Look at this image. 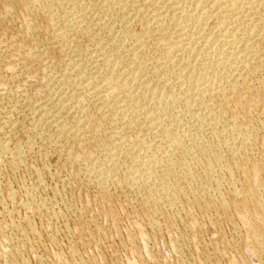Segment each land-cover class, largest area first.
I'll list each match as a JSON object with an SVG mask.
<instances>
[{
	"label": "bare ground",
	"instance_id": "bare-ground-1",
	"mask_svg": "<svg viewBox=\"0 0 264 264\" xmlns=\"http://www.w3.org/2000/svg\"><path fill=\"white\" fill-rule=\"evenodd\" d=\"M0 5H3L2 6L3 9L0 7V24H2V21L6 19H13L15 14H17L16 12L19 11L20 14L22 15L20 16L24 22V33L29 35L28 37L30 36L33 37L34 35H36L40 31L43 23H46L45 26L47 27L44 28H46L47 30L49 29L51 31V33L49 34H51V36L54 38L53 43L57 44V46L63 44L68 45L72 41V39L74 40L75 36L78 37L87 36L88 39H90L92 35L95 37V39L92 37L95 40V42L92 40L94 42V48L92 49L91 52L92 54H90V57L86 58L88 51L85 52L82 46L77 45L76 49L73 51L75 53V55L73 54L74 57H71V60L70 57L68 58L69 59L68 62H70L68 64L70 65L68 67L67 64L68 67L67 72L66 73L62 72L63 74L62 75L60 74L61 75L60 77L53 76V78L54 77L56 78L55 81H53L54 79L52 78L54 84H51L50 81H48L50 85H52L51 88L53 87L52 89L49 87L51 89V92L47 94V97L45 98L44 102L38 103L37 101L38 104L33 106L35 108L36 114L40 116L39 117L40 119L42 117L43 120V121L36 120L38 123H36L35 125L37 124L38 125L35 126L34 130L37 129L38 126L41 127V125L45 123L44 121L47 122L50 119H52V121L50 120L52 125L49 123L48 124L51 125L50 128L53 129L51 130L49 126L47 127L52 131V133L50 134L49 139L47 137L46 138L50 142H56L58 146H62V144L67 143V141L69 142L70 139L76 141L77 143L78 142L80 143V141L91 142L92 139L94 138L97 140V138L99 137V135L96 133L98 128L97 130L95 129V131H93L96 126L99 127L100 133L103 132L105 128L107 129L109 127L112 128V134L114 135L115 139L113 138V136L111 137L106 135L110 139L113 138L109 141V144H106L103 141H101L103 143L100 142L102 145L104 143L106 144L102 147L104 157L100 154V156L94 158L93 156H91L93 153L79 155L78 157L77 155H74L75 153H73L75 149L67 155L68 157L67 159H70V162L71 160L72 161L78 160L84 163L85 167H83L84 165L83 166L79 165L80 167L84 168L83 173H81L82 174L81 176L85 174V176H87L86 178L89 181H91V183L94 182V184L96 183L97 185L105 189L108 185L112 183L113 184L121 183V185L123 184L125 187L127 186L128 188H130V190L134 191L133 196H136L135 198L136 200L138 197H141V199L143 198L144 201L147 203V205L146 204L142 205L143 217L148 219L149 222L152 224V226L156 228L159 226V224H161V222L159 223L160 219L158 220V218L160 217H158V215L162 214L164 210L162 209L163 208L162 206L165 207V204H168V207L171 210L175 211V209L178 208V206L180 205L179 202L183 200H186L187 202L191 201L189 206L194 207L197 206L196 204H201V201L204 198L207 199L212 198L213 195L209 193L210 191L213 190L214 192L216 191L217 193H221L220 190L222 189L223 185H222V180L220 178L223 175H220V172H222L223 170L224 171L223 173L226 174V176H228L227 183L230 186L229 187L230 193L228 192L227 193L230 195L228 196L227 194L228 196L227 197L222 195L223 194L222 193L221 196L218 197V199L214 198L215 197L214 195L213 198L215 200L217 199V201L208 200L209 202L205 204L206 205L205 208L207 210L208 209L212 210L214 207L217 208L218 213L222 218L221 221L223 219L224 221L230 220L229 221L230 223L232 222V220L233 222L234 221L236 222L241 219L239 223L241 222L243 223L242 227L244 228V230H246L245 234H247V238L250 239L249 240L250 242L247 241L248 244L245 245V251L241 253L240 259L239 256L236 254L239 260L232 259L233 264H243L242 262L245 263L246 261L245 257L248 256L252 258L256 257L260 259L264 255V188H263L264 183L262 184V182H264L263 181L264 179L262 180V177L264 176L263 175L264 162H260L257 160L253 161L251 157H248L247 156L248 154L247 153L245 154L243 150L241 151V149L238 152L236 151V153L234 151L235 146H239V148L242 147L244 150H246V152L249 150L251 153V149H253L254 147L251 140L252 134H249L251 128H249L248 126H250V124L248 125L249 123L248 122L247 123L248 126H246L244 123L241 122V119L243 120L242 117L248 111L247 109L249 105L246 102L247 98L249 97L252 99L257 98V96H255V98L249 96L250 94L253 95V93H255L256 95V92H254L247 85L249 82L248 79L250 78L249 75H252L261 67H264V62L256 63V61L255 62L253 61L255 60V57H259L258 54L264 52L262 46V42H264V0H0ZM115 14H118V17H116ZM18 19L20 18L18 17ZM213 19H214L213 21L214 24L211 25L212 27H209L208 23L210 20ZM137 22L143 24V31H141V33L140 31H138L136 34V32H133L134 30L132 29V27L135 24H137ZM21 27L22 26L20 25V28ZM17 28H19L18 25ZM43 31H45V29ZM100 31H102V33ZM103 31L106 32L104 33L105 35H103ZM1 32H5V31H1ZM43 34L41 35L43 36ZM26 39L28 40V38ZM26 42L27 41H25V44L27 45ZM153 42L156 46V49H159V53L157 54L158 55L157 57L151 55L152 45H150V43ZM30 43L27 45V47H31L34 44L33 43L32 45H30ZM42 43L43 42H41V44ZM13 44L14 43H12V45ZM21 44L22 42L20 43V45ZM41 44L37 43V45H41ZM20 45L18 48L22 49L20 48ZM21 46L23 47V45ZM50 46L48 47L51 48ZM70 46H73L74 49L76 45L73 44ZM70 46H67V48L66 46H64L66 48L64 50H67L68 47ZM149 46L151 47L150 49ZM9 47H11V45ZM14 47L15 46H13V48ZM87 47H92V46H87ZM8 50L9 49H7V51ZM30 51L31 49H29L28 54L32 53V51L31 52ZM51 51L54 50H50V52ZM4 52L7 54L6 51ZM21 52H23V50ZM16 53L18 55L19 52ZM71 54L70 56H72ZM7 55H9V53ZM20 55L22 54H19L18 57ZM33 55L34 54H32V56ZM22 56H24V54ZM46 58H50V57L47 56ZM12 59H18V58H15L13 55ZM21 59L23 60V57ZM261 59L262 58H260V60ZM41 60H43L44 62L42 64L46 63L45 62L46 60L45 61L44 59ZM35 63L37 64V62ZM21 66H24V64L23 65L21 64ZM25 68H23V70ZM28 69L26 68L25 71ZM64 71L66 70L64 69ZM27 73H25V75ZM47 75L48 76L50 75V79H46L45 78L46 76L45 77L43 76L44 79H46V82L47 80H51L52 74H47ZM17 76H21V75H17L16 73V77ZM27 76L28 75H26V77ZM47 84L48 83H46V85ZM49 88L47 87L45 89L50 90ZM259 88H258L259 93L261 91H264V79L262 80V83L260 84ZM7 90L9 91L10 89ZM2 91L4 90L2 89ZM2 91L1 93H3ZM5 97L7 98V96ZM3 98L1 97V99ZM250 98L248 101L251 100ZM8 100L10 101L11 98ZM12 100L14 99L12 98ZM256 100H258V98ZM259 100L262 101L261 99ZM216 102L219 103L217 107H216L217 104ZM231 102H234L235 107L233 108L234 111L231 110L232 112H234L233 122L231 128L228 129L226 125L227 123H224L226 121H224L223 116L224 113L229 110V105L231 104ZM19 103L18 104L16 103L15 106L14 104L13 106L12 104H7V105L12 106L15 110H13L9 106L8 107L11 108L14 112H17L18 110L19 111L22 110L20 109L22 105L23 108L27 107V109H29L30 106H32V104L29 103L30 106L28 108L29 104H27V106H24L27 102H25L24 104L22 103V105H20ZM257 103L259 102L257 101ZM246 104H247V108H246ZM252 104L255 105L254 101ZM89 106L95 107V110L99 112L97 116L93 114L94 110L91 111L90 109V111H88L89 108L87 107ZM30 110L32 112V108H30ZM4 112H6L5 108H4ZM8 114L6 113L7 116ZM248 114H251V112ZM255 115L257 114L255 113ZM3 116L4 115L0 116V119L2 117L1 120H4V122L1 123L3 130L1 129L2 132L0 133H3L2 135H4V137L0 136L2 138L0 139V147H1L0 153L2 154V156L1 155L0 156L1 157L9 156L8 164H10V169H12V171L13 170L15 171L16 169L18 170V168L21 167L22 164L25 162L24 158H26L27 155L24 154L27 151L29 145L25 143L26 141L25 138H24L25 141L23 140L25 144L22 142L15 143L16 141L14 142L15 144L12 143L13 139L11 138V133L10 132L7 133L4 130V128L7 129L9 126L12 125V122L16 120L12 121L7 116H6L7 118L5 117L6 118L5 120ZM251 117L253 118L252 115ZM32 119L34 120V118ZM22 121L23 120H21V122ZM249 121L251 122L250 119ZM257 124L258 123H256V125ZM46 125L47 124H45V127ZM139 126H143L144 127L143 130H145L147 133H145L144 135L143 133L141 134L139 132L142 136L139 137L138 134L137 136L135 134L136 137L132 138L131 135L132 133L130 132L131 133L130 134L128 131L133 130L132 132L134 131L137 132V127ZM29 128L30 127H28V130ZM138 129L141 128L139 127ZM18 130L19 129L17 128V131ZM12 132L14 131L12 130ZM29 133H34V131H32L31 129V132ZM46 133L48 135L47 130ZM112 134L110 132V135ZM127 134L131 135L132 139L130 138L125 139V136H127ZM39 136L36 137L38 138ZM207 137H211L210 139L212 140L208 139ZM123 138L126 140L125 143L123 142L121 143L120 141L117 142L118 140H121ZM263 138H261L262 140L260 142L263 141ZM255 141L257 142V139H255ZM260 142L258 143L261 144ZM42 144L43 143L41 142L40 146H42ZM99 144L98 145L96 144L98 149L100 147ZM71 146L73 148V145ZM35 148L36 146L34 147V149ZM239 148L237 147V149ZM94 150L96 151L97 149ZM97 152L99 151L97 150ZM38 153L39 152H37V154ZM43 153H45L44 150ZM224 153L225 154L229 153V155L231 154L233 159L232 162L229 163V165L226 164L227 163L226 161L225 163L227 165L226 168L224 167L225 164L223 165L224 159H227L226 155H225L226 158H224ZM262 155L264 156V153ZM246 156L248 158H246ZM2 162L0 160V164L5 163ZM121 168H124V170L123 169L122 170L123 171L126 170V171L121 172ZM236 170H239L240 172L243 173L242 174L243 177L241 179L240 177L237 176ZM74 175L72 176L74 177ZM83 177L79 179L82 180ZM193 182L196 183L197 186L205 185L204 190L202 191L197 189L196 191L193 192L192 195L189 188H185V186L183 185L187 183L190 184ZM239 183L241 184V187L238 186ZM42 184H44V182ZM37 188L38 187H36V189ZM108 188L110 187L108 186ZM119 189L122 188L120 187L118 188V190ZM99 190H101V188H99ZM126 193L127 191L125 192V195ZM209 194H211L212 196L210 197ZM191 195L192 198L189 199ZM207 199L204 200L207 201ZM32 201L35 202L36 199ZM40 203L42 202L40 201ZM213 204L215 205L213 206V208H211ZM30 205H32V203ZM30 205L28 204L29 207H31ZM28 206L27 209L31 213V210H29ZM187 208L188 206L186 207V211H185L187 212V215L193 213L192 211L194 209L190 211L191 209L188 208L187 210ZM27 209L25 208L24 210ZM178 211H180V209H178ZM230 212H233L236 215H238L240 219L239 218L238 220L231 219L228 215ZM177 214L179 213L177 212ZM172 215L174 216V213ZM195 215H197L196 212ZM204 215H206V212ZM169 216H171V214ZM174 217L177 216L175 215ZM174 217L173 219H175ZM196 220L197 219L195 217L194 221L196 222ZM174 221H171L172 229L173 228L176 229L177 227H179V225L176 226L177 222L175 221L176 222L175 223ZM188 222L190 221L188 220ZM197 224L198 222L196 223V225ZM190 226L192 227L191 222H190ZM185 227L186 226L184 225V229ZM242 227L240 228L238 227V228L241 229ZM186 228L188 232V227ZM191 232L194 233V231ZM236 232H238V230H236ZM185 233L182 232V234L180 235H182L183 237ZM194 234H196V231ZM10 238L12 239L13 237H11L10 235ZM231 238L232 240L235 239L233 237ZM3 240L7 241L6 239ZM188 241L191 242V240ZM232 242H234V240ZM237 242L239 243V241ZM221 243L217 245H220ZM172 244H174V242H172ZM207 244L209 245V243ZM22 247L24 246L22 245ZM71 250L72 252L74 251L73 249ZM9 252L13 253V251H9ZM221 252L219 251V253ZM244 254L245 256H243ZM73 255H75V253ZM229 255H225V256L228 257ZM232 255L233 254H231V256ZM11 256L13 257V254ZM232 257L235 259L234 255ZM256 258L254 259L256 260ZM75 261L76 263H81L79 260H75ZM14 264L16 263L14 262ZM85 264H89L87 260L85 261Z\"/></svg>",
	"mask_w": 264,
	"mask_h": 264
},
{
	"label": "rangeland",
	"instance_id": "rangeland-1",
	"mask_svg": "<svg viewBox=\"0 0 264 264\" xmlns=\"http://www.w3.org/2000/svg\"><path fill=\"white\" fill-rule=\"evenodd\" d=\"M2 6L3 5H0V7L3 9ZM16 13L17 14L19 13L18 14L19 16L17 14H15L13 19H6V20L2 21V24H0V34H1L0 35V58L4 59V61H3V59H0V77H1L0 78V90L1 91H2V89L4 90V91H2L3 93H1V91H0V100H1L0 104L2 105V106L0 105V110L3 109L2 111H0V114H1L0 116L4 115L3 117L5 118L7 116L6 113L7 114L9 113L7 117L9 119H11L12 121L16 120V121L12 122V125L7 128L8 130L4 128V130L7 133H9V132L11 133V138L13 139L12 143H14L15 141H16L15 143H18V142L24 143L23 140L25 138L26 141L25 140L24 141L29 146L27 148V151L24 154V155H27L26 158H24L25 156L23 157L25 162L22 164L21 167L18 168V170L16 169L15 171L14 170L12 171V169H10V164H8L9 163L8 162L9 156L1 157L2 154L0 153L1 162L2 161L5 162V163L2 162L3 164H0L1 165L0 169H2L4 167L2 170H0V199H1L0 200V202H1L0 203V220H1L0 221V264H14V262L16 264H63V263L64 264H68V263L69 264H81V263L85 264L86 260L89 264H91V263H93V264H102V263L103 264H193V262H194V264H233V260L238 259V256L240 259L241 253L243 251H245V245L248 244V242H250L249 241L250 239H248L247 234H245L246 230H244V228L242 227L243 223L242 222L239 223L241 221L239 216L233 212H230L228 215L231 219H234V220H238V218L240 219L236 222L235 221L233 222V220H232V222H230L231 223L230 224L229 223L230 220L224 221V219H223L221 221L222 218H221L220 214L218 213L217 208H215V207L213 208V206L215 204L212 205V207H211V208H213L212 210L211 209L207 210L205 208V206H206L205 204L209 202L208 200L217 201L218 197H220L222 193H223L222 195H224V196H227V194L230 193V188H229L230 186L227 183L228 176H226V174L223 173L224 172L223 170H222V172H220V175H223L220 178L222 180V185H223L222 189L220 190L221 193H217L216 191L214 192L213 190L209 192L213 196L215 195L214 198H217L216 200L213 198V196L211 194H209V196L210 197L212 196V198H210V199L204 198L205 200L207 199V201H205L203 199L201 201V204H196L197 206H194V207L189 206L191 201L187 202L186 200H183V201L179 202V204L181 205L184 203L183 204L184 206L181 205L182 206L181 207L179 205L178 208L175 209V211L171 210L168 207V204H165V207L162 206L163 207L162 209H164L163 210L164 213L162 212L161 215H158V217H160V218H158V220L160 219L159 223L161 222V224H159L158 227L154 228L152 226V224L149 222V220L143 217L142 205L143 204L147 205V203L144 201L143 198L141 199V197H138L139 199L137 198V200H136L135 199L136 196H133L134 191L130 190V188H128L127 186L125 187L123 184L121 185V183L120 184L119 183H115V184L112 183V184L108 185L110 188H108V186L106 187L107 190L105 188L100 187L96 183L94 184V182L91 183V181H89L86 178L87 176H85V174L83 175L84 177L81 176L82 175L81 173H83V170H84L83 167H85L84 163L81 161H78V160H74V161L71 160V162H70V159H67L68 158L67 155L69 153H71L74 149H75L74 150L75 152L73 151V153H75L74 155H77L78 157H79V155L89 154V153H91V154L93 153L91 156H93L94 158L100 156V154L104 157L102 147L106 144H109V141L111 139H113V138L115 139L114 135L112 134V128L109 127L108 128L109 130L107 128H105L104 131L102 130L103 132L100 133L99 127L96 126L93 131H95V129L97 130V128H98V130H97L98 132L96 131V133L99 135V137L97 138V140L95 138L92 139V141H91L92 143L80 141V143H82V144H80L79 142H78L79 143L78 144L76 141H73L72 139H70L69 142L67 141V143L62 144V146H58V144L56 142H50L48 140L50 134L52 133L51 130L53 129V128H50V126L52 125V123H51L52 119H50L51 121L50 120L47 122L44 121L45 123H43L41 125V127L38 126V128L36 127L37 129L34 130L35 126L38 125V124L35 125L36 123H38L36 120L41 121L42 117H41V119L39 118L40 116H38V114H36L35 108L33 106L37 105L38 103L44 102L45 98L47 97V94H49L51 92V89L53 88V87L51 88L52 85H50V83L54 84L53 81H55V79H56L55 77H60L63 74L62 72H65V73L67 72L68 67L70 65V64H68V63H70V62H68L69 61L68 58L70 57V60H71V57H74L75 53L73 51L76 49L77 45L82 46L83 50L85 52L88 51L86 58L90 57V54H92L91 53L92 49L94 48L95 37L92 35V37L94 39L91 37L90 38L91 40H90V39H88L87 36H80V37L75 36L74 40L72 39V41L70 42L71 44L70 43L68 45L63 44V45H59V46H61V47H59V46H57V44L53 43L54 38L51 36V34H49V33H51V31L49 29L48 30L46 29L47 28L45 26L46 23L42 24L40 31L36 34L37 37H36V35H34L33 37H31V36L28 37L29 35L24 33V22H23V19L21 18L22 15L20 14L19 11H17ZM115 16L118 17V14H115ZM18 17L20 19H18ZM14 19L17 21H15ZM14 21H15V23H14ZM213 21H214V19L209 21V23H208L209 27H212L211 25L214 24ZM9 22L12 24H10ZM16 24L18 25L19 28H17ZM20 25L23 28L22 27L20 28ZM44 27H46V28H44ZM133 27H132V29L134 30L133 32H136V34L138 31H140V33H141V31H143V24H141L139 22H137V24H135ZM140 27H142V28H140ZM44 29H45V31H43ZM1 31H5V32H1ZM46 31L48 34L46 33ZM18 32H20V33H18ZM100 32L102 33V31H100ZM104 33H106V32L103 31V35H105ZM24 34L26 37L24 36ZM41 34H43V36ZM19 35H20V37H19ZM45 36H47V37H45ZM26 38H28L29 41ZM20 39L22 42L21 45H23V47L20 45V43H21ZM81 40L82 41L84 40V41L82 42ZM25 41H27L26 42L27 45L30 42H32V43H30V45H32L33 43L34 44L31 47H27V45L25 44ZM16 42H17V44H16ZM41 42H43V43L41 44ZM75 42H78V43H75ZM12 43H14L15 45L14 44L12 45ZM37 43H40L41 45H37ZM73 44L76 45L74 47V49H73V46H70ZM10 45H11V47H9ZM19 45H20V48H22V49L18 48ZM35 45H36V48H35ZM53 45H55V46H53ZM150 45H152V48L149 46V49L151 48V51H152L151 55H153L154 57H157L158 56L157 54L159 53V49H156L154 42L150 43ZM13 46H15V47L13 48ZM48 46H50L51 48H49ZM64 46H66V48H67V46H70V47H68L67 50H64V49H66ZM87 46H92V47H87ZM262 46H263V51H264V42H262ZM24 47H26V48H24ZM37 47H38V49H37ZM27 48L31 49L32 53L28 54L29 49H27ZM45 48L47 51L45 50ZM61 48H62V50H61ZM7 49H9V50L7 51ZM22 50H23V52H21ZM40 50H42V51H40ZM50 50H54L55 52L54 51L50 52ZM4 51H6L7 54L9 53V55H7ZM12 51L15 53H13ZM16 52H19L18 55L24 54V56L20 55L18 57ZM11 53H13V54H11ZM25 54H26V56H25ZM32 54H34V55L32 56ZM41 54H43L45 56V58ZM49 54H52V55H49ZM70 54L72 56H70ZM13 55L15 58H18V59H12ZM47 56L50 58H46ZM153 56H151V57H153ZM258 56L259 57H255V60H253V61L254 62L256 61V63L264 62V61H262V60H264L263 59L264 58V52H261L260 54H258ZM22 57H23V60L21 59ZM32 57H33V60H32ZM38 58H39V60H38ZM258 58H259V60H258ZM260 58H262V59L260 60ZM41 59H44V61L46 60L45 61L46 65L42 64L44 62ZM20 60L22 62L23 61L24 62L22 63ZM18 61H20V62H18ZM16 62H18V63H16ZM35 62H37V64L40 62L39 64H41V65H39V64L37 65ZM21 64L22 65L24 64V66L27 69L28 68L29 69L25 71L26 68L24 66H21ZM28 64H29V66H28ZM67 64H68V67H67ZM11 65H13V66H11ZM34 65H35V67H34ZM19 66H20V68H19ZM21 67H22V70H21ZM23 68H25V69L23 70ZM63 68L66 71H64ZM261 68L264 69V67H261ZM261 68L252 74L253 77H252V75H249L250 78L249 77L248 78L250 80L248 79L249 82L247 84L254 92H256V95H255V93H253V95L250 94L249 96L254 97V98H255V96H257L258 100H256L257 98L252 99L249 97L252 101L251 100L248 101L249 98H247L246 102L249 105L247 112L248 113L251 112V114H248L246 112V114H245L246 116L244 115L242 117L243 120H245V121H243L241 119V122L244 123L246 126H248L250 124V126H248L249 128H251L249 134H252L251 140H252L254 147H253V149H251V153L249 150L246 152V150H244L242 147L239 148V146H235L236 149L234 148V151L236 153V151L238 152L241 149V151L243 150L245 154L247 153L248 154L247 156L251 157V159L253 161L257 160L260 162H264V156L262 155L264 153V138H263L264 137V133H263L264 132V122H263L264 121V91H261L260 92L261 94L258 92V88H259L260 84L262 83V80L264 79V78H262V77H264V71ZM3 70H4V72H3ZM24 72L25 73L28 72L26 74V75H28L27 77H26ZM46 72H47V74H52L51 80H47V82H46V79H50V75L48 76L46 74ZM262 72H263V74H262ZM16 73H17V75H21V76H17L18 79L16 77ZM2 74H4V75H2ZM43 76L44 77L46 76L45 77L46 79H44ZM53 76H55V77L53 78ZM254 76H255V78H254ZM11 77H13V78H11ZM22 77H24V78H22ZM48 81H50V83ZM46 83H48L49 85L47 84L48 85L47 86ZM255 83H257V84H255ZM45 85H46V87H45ZM47 87L48 88L50 87L51 89L50 88H49L50 90L45 89ZM6 88L10 89V90L8 91ZM256 88H257V90H256ZM47 91H49V92H47ZM4 93H5V95H4ZM8 94H9V96H8ZM43 95H46V96H43ZM261 95H263V96H261ZM5 96H7V98ZM1 97L2 98L5 97V98L1 99ZM24 97H26L27 99ZM39 97H41V98H39ZM10 98H11V100L9 101L8 99H10ZM12 98L14 100H17V101L19 100V101L18 102L14 101V100H12ZM29 99H31V100H29ZM36 99H39V100H36ZM259 99H261L262 101H260ZM2 100H3V102H2ZM28 100H29V102H28ZM33 101H34V103H33ZM37 101H38V103H37ZM253 101H254L255 105L252 104ZM257 101L259 103H257ZM15 102L17 104L19 102H21V103H19L20 105H22V103L24 104L25 102H27L24 106H27V104L31 103L32 106H30V104H29L28 108L30 106V108H32V112H31L30 108L27 109V107H24V108H26V109H24L22 107L23 105L20 107V109H22L23 111L20 110L21 111L20 112L18 110L17 112H14L13 110H15V109L12 106H13V104H14V106L16 105ZM5 104L6 105L12 104V106H10V105L6 106ZM218 104L219 103L216 104V107L218 106ZM247 104H246V108H247ZM230 105H229V110L227 112H225L224 116H223L224 121H226L224 123H227L226 125H227L228 129L231 128V126H232L234 112H232L231 110H233V108L235 107L234 102H231ZM8 106L11 107L13 110L11 108H9ZM4 108H5L6 112H4ZM87 108H89V110L87 109L88 111H90V109H91V111L94 110L93 114L95 116H97V114L99 113V112H97V110H95L94 106L93 107L89 106ZM251 108H252V111H251ZM236 110H237V108H236ZM220 112H222V111H220ZM254 112L257 115H255ZM3 113H5V114H3ZM19 113L20 114L22 113L23 115L22 114L20 115ZM229 114H231L232 116ZM11 115H12V117H11ZM34 115L36 116L37 119L35 118ZM225 115L227 116L228 119L226 118ZM248 115H249V117H248ZM251 115L253 116V118L251 117ZM32 116H34V117H32ZM6 118H5V120H6ZM12 118H14V119H12ZM32 118H34V120ZM1 119H2V117H1ZM1 119H0V125H1V123L4 122V120H1ZM20 119L23 120L24 123H23V121L21 122ZM249 119L251 120V122L249 121ZM256 120L259 122H257ZM25 122H27V123H25ZM29 122H31L32 125ZM262 122H263V124H262ZM48 123L51 125H49ZM247 123H248V125H247ZM254 123H255V125H254ZM256 123H258L257 124L258 126L256 125ZM45 124H47L46 127H45ZM251 124L253 126H256V127H253ZM24 125H26V126H24ZM32 126H34V127H32ZM48 126L51 130L49 128H47ZM1 127H2V125L0 126V130L1 129L3 130V127L2 128ZM15 127H17L21 131H19V130L17 131V128H15ZM28 127H30L29 130H28ZM139 127L141 129H138ZM139 127H137V132L136 131L132 132L133 130L128 131L129 133L130 132L132 133V134L130 133L132 135V138L133 137L135 138L137 136V134L140 137V136H142L141 135L142 133L144 135H145V133H147L145 130H143L144 129L143 126H139ZM43 128L44 129L47 128L46 130L48 132V135L46 133V130H44ZM31 129H32V131H34V133H29V132H31ZM2 130L0 132H2ZM12 130L14 132H12ZM27 131H29V132H27ZM49 131H51V132H49ZM109 131L111 132L112 135H110ZM16 132L17 133L19 132V133L17 134ZM12 133H13V136H12ZM2 134L3 133H0V136L4 137V135H2ZM42 134H44V135H42ZM101 134L103 135V137ZM128 134H127V136H125V139H127V138L132 139L131 135H128ZM135 134H136V136H135ZM28 135L31 136L32 139ZM39 135L42 137H40ZM106 135L111 136V137L113 136V138L110 139ZM36 136H39V137L37 138ZM17 137H18V139H17ZM106 137H107V139H106ZM207 138L210 139L211 137H207ZM261 138H263L262 142H260L262 140ZM0 139H2V138L0 137ZM44 139H46V140H44ZM123 139L118 140L117 142L120 141L121 143L122 142L125 143L126 140L125 139L123 140ZM255 139H257V142L255 141ZM104 140H106L108 143ZM210 140H212V139H210ZM101 141L105 142L106 144L104 143L102 145L101 143H103V142H101ZM41 142L45 146L43 144H42L43 147L40 146ZM258 142H260L261 144H259ZM31 144H33V145H31ZM69 144L73 145V148ZM96 144L97 145L99 144V146H100L99 149L96 146ZM33 146L34 147L36 146V148L34 149ZM49 146H50V148H49ZM53 146H54V148H53ZM83 147H85L86 149ZM237 147L239 149H237ZM42 148H44V149H42ZM80 148H81V150L84 149L83 151L86 153L81 151ZM0 149H1V147H0ZM94 149H97L99 152L101 151L102 153L101 152L99 153V152H97V150L95 151ZM43 150L45 151V153H43ZM91 150L92 151L94 150L95 153H94V151L92 152ZM33 151L36 153H34ZM0 152H1V150H0ZM37 152H39V153L37 154ZM252 153L254 154V156ZM227 154L224 153V158H226V156H227V159H230V160L224 159L223 165L226 163V161H227L226 164L229 165V163H231L233 160L231 154L230 155H229V153H227ZM257 155H258V157H257ZM41 156H42V158H41ZM65 156H66V158H65ZM247 156H246V158H248ZM33 157H35V158H33ZM78 157H76V158H78ZM261 157L263 160L261 159ZM28 158H30V159H28ZM71 163H72V165H71ZM69 164H70V166H69ZM226 164L224 165L225 168L227 166ZM79 165L80 166L84 165V166L80 167ZM75 166H76V168H75ZM72 169H74V170H72ZM122 169L124 170V168H121V172L126 171V170L123 171ZM16 171H17V173H16ZM79 171H81V172H79ZM74 173H75V175L76 174L77 175L75 176ZM78 173L80 176L78 175ZM236 173H237V176L240 177V179L243 177V175H242L243 173L240 172L239 170H236ZM72 175H74V177ZM81 177H83L82 180L79 179ZM223 177L224 178L226 177V178L224 179ZM76 179H77V181H76ZM263 179H264V176L262 177V180ZM80 181H82V182H80ZM43 182H44V184H42ZM263 183L264 182H262V184ZM115 185H116V187H115ZM183 186H185V188H189L192 195H193V192L196 191L197 189L203 191L205 188V185L197 186L196 183H194V182L190 183V184H188V183L184 184ZM238 186L241 187V184L239 183ZM36 187H38V188L36 189ZM120 187L122 189L118 190V188H120ZM99 188H101V190H99ZM263 188H264V184H263ZM226 189L229 191H227ZM109 191H110V193H109ZM126 191H127V193L125 195ZM111 193H112V195H111ZM213 193H215V194H213ZM35 194H37V195H35ZM34 195H35V198H34ZM192 195L189 197V199L192 198ZM229 195L230 194H228V196ZM29 196L32 197L33 199L30 198ZM129 197H132V198H129ZM35 199H36L35 202L32 201ZM40 201L42 203H40ZM24 203H26L27 206H28V204L30 205L32 203V205H30L31 207L28 206L29 210H31V213H30V211H28L27 206ZM187 206L189 209H191L190 211H192L193 209L194 210L196 209V210L195 211L193 210L192 211L193 213H190V215H187V212H185ZM46 207H47V209H46ZM166 207L168 208L169 211L167 210ZM25 208L27 210H24ZM30 208H32V209H30ZM188 208H187V210H188ZM178 209H180V211H178ZM183 209H185V210H183ZM9 210H10V212H9ZM177 212L180 215L177 214ZM195 212L197 215H195ZM205 212H206V215H204ZM173 213H174V216L176 215L177 217H174L172 215ZM34 214H36V215H34ZM170 214H171V216H169ZM183 214H184V216H183ZM193 215H194V217H193ZM210 215L213 216L215 219L213 217H211ZM28 216H29V218H28ZM206 216H208V217H206ZM138 217H140V218H138ZM173 217L175 219H173ZM195 217L198 220V221L196 220V222L194 221ZM170 218H172V219H170ZM202 218H203V220H202ZM207 218H209L210 220ZM187 219L191 222L192 227L190 226V222H188ZM171 221H174L176 223V226L179 225V227H177L179 230L177 228L172 229V227H171L172 222ZM199 221H200V223H199ZM209 221H211V222H209ZM197 222H198V224L196 225ZM139 224L142 226H140ZM184 225L186 227H188L189 233L187 232L186 227L184 229ZM193 225H195V226H193ZM198 225L200 226V228ZM20 227H21V229H20ZM141 227H144V228H141ZM168 227H169V229H168ZM238 227L239 228L242 227V228L239 229ZM162 229H163V231H162ZM236 230H238V232H236ZM170 231H172V232H170ZM191 231H194V233L196 231L197 235ZM169 232H170V234H169ZM182 232H184V233L187 232L183 235L184 238L182 237V235H180V234H182ZM4 233H5V235H4ZM141 233H142V235H141ZM192 233L195 236H193ZM10 235H11V237H13L12 239L10 238ZM188 235H190V236H188ZM33 236H34V238H33ZM179 236H181V237H179ZM225 236H227V237H225ZM238 236H239V238H238ZM7 237H8V239H7ZM28 237H29V239H28ZM231 237L235 238V239H233L234 242H232L233 240ZM230 238L232 241L230 240ZM3 239H6L7 241H5ZM193 239H194V242H193ZM188 240H191V242H189ZM236 240L239 241V243ZM228 241L230 244L228 243ZM172 242H174V244H172ZM1 243H2V245H1ZM207 243H209V245ZM219 243H221V244L217 245ZM242 243H244V244H242ZM21 244L24 247H22ZM72 244H73V246H72ZM7 247H9V248H7ZM174 247H177V248H174ZM22 248H25V249H22ZM13 249H16V250H13ZM71 249H73L74 251L72 252ZM76 249H78V250H76ZM225 249H226V251H225ZM17 250H19V251H17ZM9 251H13V253L9 252ZM217 251H218V253H217ZM219 251L220 252L222 251V252L219 253ZM223 252H225V253H223ZM74 253H75V255H73ZM12 254H13V257L11 256ZM22 254H23V256H22ZM231 254H233L235 256V259L232 257L233 255L231 256ZM225 255H229V256L226 257ZM236 256H237V258H236ZM243 256H245V254ZM21 257H22V259H21ZM73 257L74 258L76 257V258L74 259ZM154 258H156V259H154ZM245 258H246V261H245V263L242 262L243 264H264V255L260 259L256 258V257L252 258L249 256L245 257ZM254 258H256L257 261ZM75 260H79L81 263H76ZM12 261H14V262H12ZM26 261H27V263H26ZM229 261H230V263H229Z\"/></svg>",
	"mask_w": 264,
	"mask_h": 264
}]
</instances>
